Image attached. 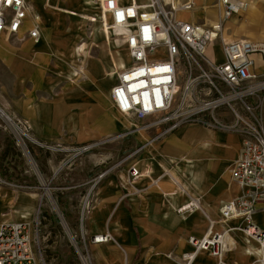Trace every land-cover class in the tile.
<instances>
[{"label":"rangeland","instance_id":"obj_1","mask_svg":"<svg viewBox=\"0 0 264 264\" xmlns=\"http://www.w3.org/2000/svg\"><path fill=\"white\" fill-rule=\"evenodd\" d=\"M213 1L194 0V10L179 12L178 16L199 23L203 22L204 17L216 19V9L211 6ZM86 4L85 0H51V8H49L39 7L35 3L33 6L39 16L37 21L39 37L32 42L41 50L36 55L41 60L38 66L43 71V80L54 84L58 90L57 93L41 94L43 102L57 100L58 102L75 104L76 107L83 105L90 111L98 108L103 117L102 112L104 105H106L103 91L106 87L113 85L117 72L129 64V56L116 32L108 29L111 41L109 45L106 43L104 37L102 38L101 27L104 23L98 16L96 5ZM55 7H59L61 10L72 9L74 14H65ZM247 10L248 6L245 3L240 14L225 20V22L227 21L223 28L225 40H227L226 34L229 31L241 25L242 19L247 16ZM92 16L95 17L94 21L89 18ZM230 20H235L237 25L229 27L228 21ZM29 24H34L32 18ZM226 27L227 29H225ZM72 43L75 46L73 49L69 46ZM80 46L85 49L88 48L90 54L84 67L87 69L90 64L91 67H96L89 68L92 75L98 74V77L94 78L93 81L81 74L80 61L83 56L81 58L74 57L68 61L70 56L76 55L77 50H83ZM209 53L217 60H221L217 46L210 49ZM112 56H114L118 67L111 64ZM71 70L77 73H72L73 80L68 78ZM107 70L112 71V74L104 75ZM66 86L67 90L69 87L81 89L85 95H82L80 91L78 93L74 91L71 94L59 92L61 87ZM86 89L89 96L86 95ZM6 100L7 94L1 91L0 86V157L4 154L3 159L0 158V219L10 218L11 215L14 220L23 218L22 221L14 222H25L29 225L30 239L40 264H85L82 260V255L85 254H88L90 258L89 264H167L169 259L165 254L168 250L184 245V242L195 233L197 222L206 228V218L200 210H197V213L187 220H183L179 211L184 208H177L172 215H169V225L166 228L158 227L148 230L144 224L131 223L130 225L128 220L130 217L133 219L129 212L131 207L130 194L121 185V191L112 197V204L113 207L118 205V207H126L127 209L124 225L128 227L117 228L118 234L124 240V245H118L112 236L107 241L117 246L119 257L115 251L109 249L99 253L97 257L93 254L94 244L99 243H93L92 238L94 235L102 233L95 234L87 222L93 211L98 212L105 207L104 198L97 196V185L102 184L107 175L122 176L123 174L126 178L125 183L129 186V170L133 165L140 173L149 165L151 175L154 178L163 175L159 180L164 179L165 192H170L174 184L170 178L164 175L163 168H160L159 160L165 159L160 150L166 147V151L170 154L178 153L179 149L183 150L186 155L192 154L195 149L206 147L202 145L206 138L203 137L191 142L188 135L197 132L209 134L207 129L189 125L155 138L159 134V130L142 129L143 131H138L133 129L136 126L148 124L151 118H129L120 114L119 119L115 121L121 127L112 134H104L98 139L81 144L44 142L35 137L27 123L12 107L5 103ZM13 124L25 127L26 136L15 133L12 128ZM216 134L218 135V132H214V135ZM220 137H222L220 140L223 141L221 155L218 160H212L214 163L210 162L211 159L207 160L209 168L206 169L202 188L197 195L200 197L201 207L211 217L218 219L222 218L220 213L209 211L204 203H207L209 207L213 206L212 203L220 207L223 201L217 202V198L222 192L229 189L228 175L238 151L236 139L233 136L221 134ZM80 147L89 148L85 152L78 153L77 149ZM207 147L213 152L214 143H210ZM18 153L20 154L18 155ZM171 162L173 164L168 165L169 169L183 178L182 171L186 167V162L176 159ZM101 173L107 174L99 178ZM82 180H89L90 182L97 180L96 186L93 187L88 196L87 193L93 183L74 187L76 189L73 188ZM140 191L142 192L135 194L133 198L145 196L150 188L145 187ZM81 192L84 195L80 194ZM121 196L122 199L120 200ZM213 196L216 197V202H213ZM169 197H173V195ZM180 197L183 196L180 195ZM156 199L154 198L151 204H156ZM208 201H212V203L210 204ZM24 203L27 207L21 206ZM14 204L19 208L11 209ZM26 209L29 212L23 214L22 212ZM37 212L40 215L39 225L36 229L34 219ZM143 216L145 215L143 214ZM222 219L237 220V218ZM255 221L257 225L263 226L264 215H258ZM142 222L144 223V220ZM216 223L218 224L217 232H221L222 224ZM153 232H156V235L152 234ZM254 246L257 247L256 244H253ZM250 248L253 249L251 246ZM129 249H132L133 252H129ZM234 252L235 246L226 244L224 261L228 264H234ZM254 257L252 262L258 259V255ZM169 262L171 263L170 260ZM172 262L174 261L172 260Z\"/></svg>","mask_w":264,"mask_h":264},{"label":"built area","instance_id":"obj_2","mask_svg":"<svg viewBox=\"0 0 264 264\" xmlns=\"http://www.w3.org/2000/svg\"><path fill=\"white\" fill-rule=\"evenodd\" d=\"M47 0H0V36L14 39L39 37L32 8ZM98 16L122 40L129 64L121 68L109 91L115 110L129 118H151L133 129H156L164 136L181 127L194 125L235 134L240 151L230 167L231 182L240 190L220 208L222 218H237L241 230L257 244L258 259L264 264V227L253 215L264 211V42L223 38L225 20L245 7L242 0H214L217 17L211 23L182 19L179 12L194 10V0H95ZM39 18V16H38ZM91 21L95 17H89ZM219 48L221 60L209 50ZM18 135L26 128L13 124ZM89 147H80L78 153ZM105 173H101L99 178ZM130 179L141 173L133 165ZM97 182V180H96ZM96 182L92 184L87 196ZM139 190H134V193ZM84 207L82 210V215ZM185 212V210H181ZM37 212L34 224L39 225ZM82 222V220H81ZM223 232L212 228L201 238L190 236L191 250L167 254L174 264H192L206 251L217 264L223 257ZM110 234L94 235L93 243L107 242ZM89 264L88 254L82 255ZM0 264H40L25 222L0 223Z\"/></svg>","mask_w":264,"mask_h":264},{"label":"crops","instance_id":"obj_3","mask_svg":"<svg viewBox=\"0 0 264 264\" xmlns=\"http://www.w3.org/2000/svg\"><path fill=\"white\" fill-rule=\"evenodd\" d=\"M243 1L248 3L247 16L242 19L240 22L241 25L226 34V39H249L264 42V0ZM36 4H38L39 7L43 6V2L41 1L36 2ZM213 20H215V18L207 19V23H211ZM228 23L227 24L229 27H235L234 25H237L235 20H230ZM227 27L225 29H227ZM32 41V39L20 40L14 38L11 39L6 36H0V86L1 91L7 94V100L5 103H7L9 107H12L19 114L22 120L27 123L35 137L44 142L81 144L98 139L104 134H112L119 130L121 126L115 120L119 119L120 113H118L111 104L109 97L111 86L106 87L103 91L106 104L104 105V111L102 112L103 117L101 115V111L99 112L98 108L90 111L89 108H85L83 105L76 107L77 105L75 104L73 105L71 103L58 102L57 100H48L43 102L41 94H50L54 92L57 93L58 90L54 84L43 80V71L41 67L38 66L41 60L40 57L36 55V53H40L41 50L34 46ZM69 46L71 47L72 45L70 44ZM80 47L84 52L77 50L76 55H72V57L70 56L68 61L74 57L81 58L83 56L87 48L85 49L83 46ZM110 61L113 66L118 67V64L113 62L112 59ZM89 68L96 67H91L90 64L88 65V69ZM109 74H112V71L107 70L104 72V75ZM92 76L97 78L98 74ZM66 88L67 86L61 87L59 92L71 94L74 91H77L76 93L80 91L82 95H85L81 89H72L69 87L67 90ZM86 95L89 96L87 89ZM138 131L143 130L140 129ZM207 131L210 133L205 134L197 132L188 135V139L191 142L199 140L203 137L206 138L202 144L206 147L195 149L192 154L188 153L189 155H186L183 150L179 149V147L178 153L172 154L166 151V147H163L160 150L162 157L165 158L162 161L159 160L161 163L160 168H163L165 172L164 175L170 178V180L172 179L171 181L174 184V187H172L170 192H165L164 179L159 180L163 175L154 178V176L151 175V168L149 165L145 170L142 171L141 176L132 181L129 179V186L127 183H125L126 178L123 174V178L122 176H115L113 174L107 175V178L103 180L102 184H98L96 189L97 196L104 198L105 207L98 212H92L87 222L89 228L95 234L98 232L102 234L108 233L110 236L114 237L116 243L118 242V245H124V240L121 239L120 235L118 234L117 228L128 227L127 225H124V222H126L125 216L127 209L126 207H118V205H114L115 207H113L112 204V197L121 191V185L122 188H124V190L128 191V194H130L129 200L131 207L129 212L133 218L131 219L130 217L128 220L130 225L131 223L144 224L148 230L156 229L158 227L166 228L169 225V215H172L177 210V208H184V213L179 211L181 213L180 217L183 220H187L196 214L197 210H200L206 218V228H203L201 224L197 222L198 225L195 227V233L192 236L201 238L208 232L207 230L210 228H212L213 232H217L216 228L218 227V224L216 222L221 223V232L224 231L223 236H225V244L235 246V252L233 255L235 257L234 264H251L255 258L254 256L258 255L257 247H253V244L256 243L252 239L246 237L241 230H230V228L239 225V220L237 219L227 221L226 219L211 217L201 207L200 197L197 196L202 188L206 169L209 168V163L207 160L211 159L210 162H213L218 160L219 156L221 155V144L223 142L221 141V134L230 135L236 139L238 151L235 158H237L240 151V139L237 135L221 132H218V135H214V132L216 131L212 132V130L209 131L208 129ZM210 143H214L213 152H211L207 147ZM174 147L177 148V146ZM173 159L186 162V167L182 171L183 178L176 175L174 171L169 169L168 165L173 164L171 162ZM106 174L104 175L106 176ZM146 176L148 177L147 179ZM228 177L229 189H226L217 198V202L221 200L223 201L220 204V207L212 203V201H208L210 204H213L212 207H209L207 203H204L209 211H218L220 213V208L222 205L228 201H231L236 195L239 194V188L231 182L230 173ZM95 182V180L91 182L89 180H82L81 182L74 185L73 188L86 186L90 183L94 184ZM145 187L147 189L150 188V191L145 194V196L133 198L135 194H140L142 192L140 190H143ZM134 190H139V192L137 191V193H134ZM80 194L83 193L81 192ZM171 195H173V197H169ZM180 195L183 197H180ZM154 198H157V203L151 204ZM121 199L122 196L120 200ZM212 199L213 202H216L215 196H213ZM21 206L27 207L26 203ZM18 208L19 207H16V204L11 206V209ZM28 212V209H26L22 213L27 214ZM143 214L145 216H143ZM260 214L264 215V211H258L253 215V221L255 223L256 217ZM22 220V217L20 219L14 220L13 216L11 215L10 218L0 219V223ZM143 220L144 223L142 222ZM210 223L213 224L210 225ZM261 227H264V225ZM152 234L156 235V232H153ZM250 246L253 249H251ZM107 249L115 251L117 257H119V250L112 242L94 244L92 251L97 257L99 253H102ZM191 249L192 248L189 245L187 239V241L184 242V245H180L179 247H175L172 250H168L165 255L167 256V254L171 252L176 255H180L181 253L190 251ZM129 250V252H133L132 249ZM223 258H226L225 254ZM167 259L171 261L170 263L168 260L167 264H174L170 258L167 257ZM192 264H217V260L210 256L208 252L203 251L195 257Z\"/></svg>","mask_w":264,"mask_h":264},{"label":"bare ground","instance_id":"obj_4","mask_svg":"<svg viewBox=\"0 0 264 264\" xmlns=\"http://www.w3.org/2000/svg\"><path fill=\"white\" fill-rule=\"evenodd\" d=\"M46 4L44 5V7H49V8H51V0H47L46 2H45ZM96 4L95 3V0H85V4ZM244 3H246L247 4V6H248V3L247 2H244ZM86 4V5H87ZM55 9H57V10H59L60 12H63V13H65V14H69V15H71V14H74L72 11H74V10H72V9H69V10H61V8H59V7H55ZM32 14H33V20L36 18V20H39V18H38V14H37V11H36V9H35V7L33 8V11H32ZM35 21V20H34ZM102 23H103V21H102ZM102 38L104 37V39H105V41H106V43L109 45L110 44V41H111V39H110V36H109V31H108V27L107 26H105V24L104 25H102ZM91 42V41H90ZM72 46L70 47L71 49H73L75 46L73 45V43L71 44ZM91 45H94L93 43H91ZM88 49V48H87ZM86 49V51H85V53L83 54V57H82V60L80 61V68H81V74L83 75V76H85V78H87V79H89L90 81H93V79H94V77L92 76V74H91V72L89 71V69L87 68L86 69V67H84L85 65V60H86V58H89L90 57V54H89V51ZM83 51V50H82ZM84 52V51H83ZM74 54H75V52H73ZM112 61L113 62H115V60H114V58H113V56H112ZM115 67V66H114ZM77 74L75 71H72L71 70V74H69L68 75V77L69 78H71L72 80L74 79V76H73V74ZM1 115L2 116H4V114L3 113H1ZM137 130H140V129H137ZM168 174V173H167ZM172 180V179H171ZM211 224H213V223H210V225ZM210 230V229H209ZM209 230H207V231H209ZM224 237L225 236H223V241H225L224 240ZM225 243V242H224ZM258 253H259V251H258Z\"/></svg>","mask_w":264,"mask_h":264},{"label":"trees","instance_id":"obj_5","mask_svg":"<svg viewBox=\"0 0 264 264\" xmlns=\"http://www.w3.org/2000/svg\"><path fill=\"white\" fill-rule=\"evenodd\" d=\"M19 154H20V153H18V155H19ZM3 157H4V154H3V155H1V157H0V158H1V160L3 159Z\"/></svg>","mask_w":264,"mask_h":264}]
</instances>
